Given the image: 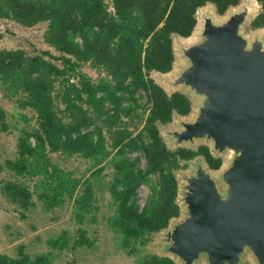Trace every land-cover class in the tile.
Wrapping results in <instances>:
<instances>
[{
	"label": "trees",
	"instance_id": "1",
	"mask_svg": "<svg viewBox=\"0 0 264 264\" xmlns=\"http://www.w3.org/2000/svg\"><path fill=\"white\" fill-rule=\"evenodd\" d=\"M239 1L0 0V19L25 27L46 24L45 42L56 51L0 49L3 97L32 112L30 118L24 114L30 124L20 130L17 158L5 162L15 175L3 181L6 199L22 210L36 206L35 194L50 210L73 202L84 221L97 209V192L106 191L113 208L109 227L136 264H176L145 248L180 215L177 171L200 154L211 169L223 162L203 152L204 145L167 147L158 122L170 123L174 113L188 115L192 104L181 92L168 95L151 73L172 70L173 37L192 34L199 7L211 2L223 14ZM257 1L261 10L252 26L264 28V0ZM0 128H10L1 105ZM55 154L83 159L91 174L76 176ZM36 177L34 190L19 180ZM142 186L149 190L143 204ZM68 243L64 237L54 246ZM84 244L92 246L81 229L70 248ZM50 263L47 255L32 258L22 247L16 256L0 253V264Z\"/></svg>",
	"mask_w": 264,
	"mask_h": 264
},
{
	"label": "water",
	"instance_id": "2",
	"mask_svg": "<svg viewBox=\"0 0 264 264\" xmlns=\"http://www.w3.org/2000/svg\"><path fill=\"white\" fill-rule=\"evenodd\" d=\"M253 2L259 3L240 0L223 14L211 2L199 7L192 34L173 37L172 70L155 72L168 95L186 88L201 95L192 105L194 120L164 131L170 143L178 148L208 139L214 150L235 154L218 177L213 172L222 166L211 169L202 157L182 191L178 182L180 215L157 233L164 234L158 255L176 264H264V28L248 30L260 12ZM164 125L158 122L161 136Z\"/></svg>",
	"mask_w": 264,
	"mask_h": 264
},
{
	"label": "rangeland",
	"instance_id": "3",
	"mask_svg": "<svg viewBox=\"0 0 264 264\" xmlns=\"http://www.w3.org/2000/svg\"><path fill=\"white\" fill-rule=\"evenodd\" d=\"M251 6L257 12L261 10L259 3L253 2ZM45 29L46 24L25 27L13 20L0 19V32L2 34L0 49L24 48L30 53L49 50L56 54V51L45 42ZM252 29L255 30L251 24L248 30L253 33ZM191 41L192 36L183 40L182 45ZM178 65L173 69L175 70L174 72L180 70V65ZM89 72L94 74V71L89 70ZM156 74L152 72L151 76L158 82L160 77L157 78ZM172 74L173 72L169 73V75ZM163 75L160 74V76ZM183 93L189 97L192 105H194V101L196 102V97L201 96L191 88H186V92ZM144 102H146L145 99ZM0 105L7 111V120L10 125L8 131H3L0 128V253L16 256L20 251V247H22L32 258L41 254L47 255L51 259L50 264H136V256L128 254L125 249L120 247L118 237L115 236L114 231L109 227L108 218L112 215L113 208L110 206L111 201L108 192H97L98 201L95 202L97 209L87 214L84 221H80L77 217L78 212L74 210L73 202L67 201L60 207L50 210L44 208L43 203L38 201L35 194L33 198L36 201V206L29 210H22L17 209L14 204L6 199L2 193L3 181L8 178L13 179L15 175L6 166L5 162L8 159L17 158V142L20 130L30 124V121L24 118V114L30 118L32 112L29 109L21 110L18 108L12 101L3 97L1 90ZM196 112L197 108L191 111L189 115L177 116L173 119V122L165 124L162 128V136L165 142L170 143L169 139L165 137L164 131L180 130L183 122L195 119L197 116ZM170 144L173 148L177 147L172 143ZM202 144H207L211 150L213 149L212 151L216 156L222 157V167L217 172H213L216 177L220 176L223 170L231 164L235 156L234 152L232 150L216 151L214 150L213 141L208 139L188 143L185 146L197 147ZM54 159L59 161L63 167L73 170L76 176H82V174L86 173V177L91 174V171L85 172L87 162L81 158L67 159L55 154ZM199 159L203 160L202 157H198L191 161L192 164H189V168L181 169L178 172L177 176L181 191L187 176H190L195 171V161ZM142 166H145L144 161ZM108 171L109 169L105 170V172ZM37 179V177L34 180L19 178L20 181L26 182L31 190H34V183ZM217 184L220 185V182ZM82 190L83 187H81ZM148 192L149 190L146 186L141 187L139 200L142 204ZM81 229L86 231V237L92 242V246L84 244L72 250L70 247L75 238H79ZM64 237L69 240L68 247H55L54 242ZM163 241V233L155 234L151 243L146 246L145 252L160 254L159 252L161 251L162 253L161 245ZM177 264L179 263L177 262Z\"/></svg>",
	"mask_w": 264,
	"mask_h": 264
},
{
	"label": "flooded vegetation",
	"instance_id": "4",
	"mask_svg": "<svg viewBox=\"0 0 264 264\" xmlns=\"http://www.w3.org/2000/svg\"><path fill=\"white\" fill-rule=\"evenodd\" d=\"M168 124V123H167ZM202 145H204V146H202V150H203V152L205 151V150H209L208 152H212L211 151V149H210V147L207 145V144H202ZM201 146V145H200ZM208 148V149H207ZM213 154V153H212ZM200 157H203L204 158V154H200L199 155ZM222 158V157H221ZM219 162H220V164H222V162H223V159L221 160V159H219Z\"/></svg>",
	"mask_w": 264,
	"mask_h": 264
}]
</instances>
